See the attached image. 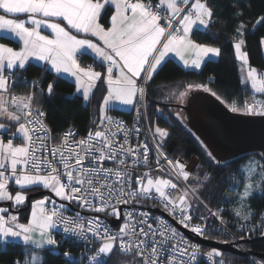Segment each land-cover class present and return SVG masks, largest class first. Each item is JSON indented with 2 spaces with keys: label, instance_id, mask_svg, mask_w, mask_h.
Here are the masks:
<instances>
[{
  "label": "snow or ice",
  "instance_id": "snow-or-ice-1",
  "mask_svg": "<svg viewBox=\"0 0 264 264\" xmlns=\"http://www.w3.org/2000/svg\"><path fill=\"white\" fill-rule=\"evenodd\" d=\"M241 2L234 0L232 4L231 18L238 23L230 40L241 64L242 82L250 83L255 93L264 94V70L251 66L246 50V33L264 25V15L258 16L249 29L245 9L239 7ZM109 8L112 12L106 27L101 20ZM0 13V40L21 44L17 50L0 42V202H11L9 207L0 206V248L19 244L26 254L25 259L14 260L13 264H45L44 252L63 257L66 264H108L116 250L129 255L130 264H199L202 255L213 264H225L220 251L202 253L200 245L189 242L168 221L136 207L142 201L155 200L169 216L200 236L208 230V217H214L221 225L218 231L233 236L221 215L225 209L212 211L201 198L200 193L211 183V174L201 173L198 163L190 169L187 162L170 158L163 151L169 129L149 120L144 111L149 83L162 70L169 53L175 52L185 66L197 69L207 58L220 56L221 47L191 38L194 29L203 28L216 39L217 34L211 32L220 22L216 0H0ZM21 16L24 18H18ZM43 29H50L51 34H42ZM259 42L264 49V36ZM189 51L195 56L191 61L185 59ZM89 55L95 67L82 66L78 59ZM31 59L49 65L45 71L72 77V98L81 97L85 105L91 103L98 85L106 86L98 118L92 121L94 128L87 130L86 136L77 139L78 133L70 127L53 146L55 138L44 122L41 97H52L54 83L41 87L42 80H21L22 70ZM20 84L32 90L14 94L13 89ZM195 87L220 98L207 86ZM192 88L189 84L168 98L183 103ZM122 106L135 109L136 123L144 128L143 138L141 127L129 128L124 121L108 115L109 110ZM228 107L233 113L264 116V99L255 96L242 107L235 102ZM155 112L172 127V117L187 127L181 112L165 116L158 105ZM192 135L210 166H229L199 135ZM17 140L21 143H14ZM150 145L155 149L154 159H150ZM258 156L264 161V153ZM106 162L112 166L105 167ZM140 167L148 171L135 175ZM257 168L255 175L260 181L255 186L264 194L260 189L264 163ZM153 171L164 175L153 177ZM247 175H252L251 169ZM36 187L48 190L60 202L49 195L31 201L30 218L22 223L19 210L29 202L28 192ZM253 188L254 182L249 179L234 209V226L243 233L239 240L256 233L264 236V212H255L246 203ZM73 205L93 215H82ZM201 207L206 215L200 214ZM69 211L73 215H66ZM194 216L200 223H192ZM109 218L123 222L113 230ZM56 232L63 234L59 241ZM66 242H82L85 251L79 255L69 249L61 252ZM252 264H264V260Z\"/></svg>",
  "mask_w": 264,
  "mask_h": 264
},
{
  "label": "trees",
  "instance_id": "trees-1",
  "mask_svg": "<svg viewBox=\"0 0 264 264\" xmlns=\"http://www.w3.org/2000/svg\"><path fill=\"white\" fill-rule=\"evenodd\" d=\"M216 3L221 10L220 22L211 28V32L217 34L216 39H212L203 28L194 29L192 38L199 43L221 47L220 56L206 59L198 70L185 68L176 59L168 58L164 62L162 70L149 83L146 104L147 118L158 122L161 127L169 129L170 137L166 139L163 149L172 159L182 158L188 162L193 157H196V163L200 165L199 171L211 174V183L208 185L206 191L200 193L201 198L211 209L217 210L223 206L226 207L221 215L226 221L228 228L239 238L243 233L234 226L236 220L234 209L238 206V196L245 184L241 165L249 160H254L258 164L264 163V161H260L258 156L261 153L252 152L238 156L228 161L229 166L227 168H217L215 165L210 166L195 141L192 135L193 132L188 127L182 126L181 122L172 117V114L176 112V107L172 104L181 102L175 98H168L170 93L174 94L184 91L188 88L189 84L193 85V88H196V85L207 86L216 92L217 96L227 106L235 102L238 107H242L246 99L253 96L250 88L242 82L240 62L234 55L230 40L233 35L234 26L238 23V21L231 18L234 0H216ZM239 7L245 9V17L249 29L255 24L258 16L264 15V0H242ZM111 12L112 9L109 8L104 13V19L101 20V23H104L106 27L109 26L107 19ZM261 36H264V25L257 26L255 30L247 32L246 50L249 53L251 66L264 70V49L261 48L259 42ZM1 41L9 43L10 46L18 47L16 41ZM46 68L43 65L31 62L26 65V70H22V76H27L28 80H42L41 87H45L49 82L54 83L52 97L46 94L41 97L43 101L41 110L46 112L48 125L56 134L61 133L69 126H73L80 135H86L87 130L94 128L92 121L98 118V107L102 101V96L106 94V86L98 85V88L93 90L94 96L91 103L85 105L81 97L72 98L75 92V84L71 79L56 74L53 71H45ZM17 75H20V72H17ZM31 90L29 86L24 84H20L13 89L14 92L23 93ZM254 96L258 99H264V94ZM157 105L164 109L165 116L172 117L171 123L174 127L170 126L163 117L157 115L155 112ZM111 111L126 118L131 114V112L120 109H113ZM183 124L186 125L184 122ZM195 173L196 170L193 169V175ZM234 176L236 177L235 181L239 182L238 184L232 179ZM188 183H191V181ZM193 186H195L194 183ZM234 187L236 191L232 190ZM41 189L43 188L36 187L28 193L37 192ZM260 189H264V182L260 183ZM10 190L14 192V186L10 185ZM246 203L250 204L252 210L255 212H263L264 194H261V191L254 192ZM28 218H30V209L20 213L21 221L27 222ZM207 223L209 225L206 231L208 239L221 243H224V241L233 243L229 235L223 231H218L221 229V226L214 219L208 218ZM255 235H259V233ZM255 235L243 239L248 240L244 246L253 253H264V240L250 241L255 238ZM64 248L65 246L62 245L60 251L63 252ZM70 249L75 251L74 247H70ZM43 255L45 257V264H66L63 257L59 255H53L49 252H44ZM222 255L234 261L235 264H251L248 256L225 251H222ZM25 258L26 254L23 253L19 244L9 245L7 249H0V264H13L14 260L19 259L22 261ZM131 259L129 255L121 254L116 250L108 259V264H130ZM199 264L208 263L204 259L199 258Z\"/></svg>",
  "mask_w": 264,
  "mask_h": 264
},
{
  "label": "water",
  "instance_id": "water-1",
  "mask_svg": "<svg viewBox=\"0 0 264 264\" xmlns=\"http://www.w3.org/2000/svg\"><path fill=\"white\" fill-rule=\"evenodd\" d=\"M172 105L181 110L184 117L183 122L187 127L193 133L199 135L209 145L210 149H214V154L218 153L219 157H223L229 161L252 152L264 153V116L233 113L220 98L217 99L209 92L204 91L203 88L189 90L183 103ZM46 194L51 193L44 189L30 193L29 202L19 212L21 213L30 209L32 198ZM10 204L11 202H5L1 203L0 206L9 207ZM155 212L169 217L159 209H156ZM118 223L119 221H114L113 225L116 226ZM177 227L183 230L193 241L206 247L242 256H246L248 252H251L255 257L264 259V253H253L249 250L244 251L234 242L232 244L221 243L192 236L186 229L181 228L179 225ZM258 240H264V236L259 234L250 241ZM246 242L248 240H240L242 244Z\"/></svg>",
  "mask_w": 264,
  "mask_h": 264
},
{
  "label": "built area",
  "instance_id": "built-area-1",
  "mask_svg": "<svg viewBox=\"0 0 264 264\" xmlns=\"http://www.w3.org/2000/svg\"><path fill=\"white\" fill-rule=\"evenodd\" d=\"M78 59H80V61L83 63V66H86V65H88V64H93L94 67L96 66V65L94 64V62H93V59L85 60L84 57H78ZM97 68H98V67H97ZM21 80H28V78H27V76L24 75V76L21 77ZM29 81H30V80H29ZM14 94H17V95H23V94H26V93H23V92H14ZM256 98H257V97H256ZM249 99H250V98H248V99H246V100H249ZM257 99H258V98H257ZM43 111H44V110H43ZM144 111H145V114H146V116H147V106H146V109H144ZM108 115L111 116V117H113L114 119L124 121V123L126 124V126L129 127V128H133V127H141V125H138V124L136 123V111H135V109L132 110V112H131V114H130V116H129L128 118H126V117H121V116L117 115L116 113H114V112L111 111V110L108 111ZM44 122L46 123V125H47L48 127H50V126L48 125L47 121H46V117H45V121H44ZM70 127L73 128V129H75L73 126H69V127H67L65 130H63L61 133H59V134H56V133L52 132V135H53V137L55 138V139L53 140V146L59 143V137L62 136L63 133L66 132ZM75 131L77 132L76 129H75ZM143 132H144V128L141 127V133H142L141 138H143ZM77 133H78V132H77ZM84 136H86V135H80V134L78 133V135H77L76 138L79 139V138L84 137ZM4 139L7 140V139H8V136L5 135V136H4ZM131 142H132L133 144H135V143H136V140L133 138V140H132ZM14 143H21V141L17 140V141H14ZM150 148H152V145H150ZM163 151H164V152H165V153L171 158V156H170V155H169L164 149H163ZM154 152H155V149L152 148V153H150V159H154V157H153ZM162 163H163V161H162ZM111 166H112V165H111L110 162H106L105 167H111ZM150 167H154V164H150ZM146 171H148L147 168H144V167L137 168V169L135 170V175H142V174H143L144 172H146ZM150 174H151L153 177H156V176H158V175H160V176H163V175H164V173L159 172V171H153V172H151ZM166 178H167V177H166ZM234 178H236V177L234 176ZM57 202L59 203L60 201L57 200ZM122 207H123V206H122ZM136 207H137V211H147V212H150V213H151L152 215H154V216L162 217L163 219H165L166 221H168L169 225L172 226V227H175V228L178 230V232H179L181 235H183V236H184L189 242L200 245V249H201V252H202V253L206 254L208 251H211V250L215 249V248H204V246H203L202 244L193 241L188 235H186V233H185L183 230H181L180 228H178L177 225H179V226H180L181 228H183V229H186V230L189 232V234L192 235V236L202 237V238H205V239H208V237L206 236V233H205L204 236H200V235H198V234L192 232V231L190 230V228H184L183 225H181V224L178 223V220H177L176 218H174V217H172V216H169L168 213L165 212V211H164V210H163V209H162V208L156 203L155 200L142 201L141 204H140V205H137ZM72 208L75 209V211H79V212H81L82 215H86V216L93 215V213H88V212H86V211L83 210V209H79V208H77L75 205H73ZM221 208L226 209L225 206H223V207H221ZM156 209H159V210L163 211V212L166 213L170 218H169V217H166V216L163 215V214H160V213L155 212ZM211 210H212V211H216V209H211ZM263 212H264V211H263ZM200 214H201V215H206V214H207V213L205 212V209H204L203 207L200 208ZM66 215H73V212H72V211H69V212L66 213ZM102 218H103V215H102ZM208 218H212V219H214V220L219 224V222H218L214 217H208ZM258 219H259V217L256 218V220H258ZM256 220H253V223H255ZM114 221H116V220H114V219H112V218H109L107 222L110 223V225H111V227L113 228V230H117V229H118V226H119L123 221H122V220L119 221L118 225H116V226L113 225V222H114ZM175 223H176L177 225H176ZM192 223H193V224H195V223H200V220H199L198 218H195V216H194V219H193ZM234 223H236V220H235ZM219 225H220V224H219ZM220 226H221V225H220ZM226 226H227V225H226ZM235 227H236V226H235ZM236 228H237V230H240L239 227H236ZM227 229H228V231H230V232L232 233V231L228 228V226H227ZM54 235H55V237H56V239H57L58 241L61 240V239H62V236H63V234H62L61 232H56V233H54ZM230 237H231L232 241H233L234 243L237 244V246H240L244 251L247 250V249L245 248V246H244L242 243H240V240H239L234 234H233V236H230ZM233 237H236L237 239H234ZM63 246H65V248H64L62 251H64L65 249H69L74 255H79L80 252L85 251V247H84V244H83L82 242H78V243H76V244H72V243H67V242H66V243L63 244ZM97 246H98V245H97ZM70 247H74L75 251H73L72 249H70ZM0 249H3V248H0ZM216 250H218V249H216ZM118 251H119V250H118ZM218 251H220V250H218ZM220 252H221V251H220ZM221 253H222V252H221ZM247 256L250 258L251 264H252V261H261V259L255 257V256H252V255L249 256L248 253H247ZM199 258L204 259L208 264H213L212 260H210L209 258H207L206 255H202V256H200ZM223 259L225 260V264H235L234 261L229 260V259H227V258L224 257V256H223Z\"/></svg>",
  "mask_w": 264,
  "mask_h": 264
},
{
  "label": "rangeland",
  "instance_id": "rangeland-1",
  "mask_svg": "<svg viewBox=\"0 0 264 264\" xmlns=\"http://www.w3.org/2000/svg\"><path fill=\"white\" fill-rule=\"evenodd\" d=\"M240 68H241V64H240ZM240 73H241V71H240ZM241 77H242V73H241ZM243 84L246 85V86H248V87L250 88V90H251L253 96H254V95H259L258 93H255L254 90L251 89V85H250V83L245 84V83L243 82ZM201 88H202V87H201ZM175 110H176V112H181V110H180L179 108H177V107L175 108ZM179 159H180L182 162H187L186 160H184V159H182V158H179ZM196 162H197L196 157H193L190 161L187 162V164L189 165V167H190V169H191V168H192V165L195 164ZM257 164H258V163H256V161H254V160H249V161H247V163H243V164L241 165V168H242V171H243V174H244V177H245V183H247V182L249 181V179H251V180L254 182L253 193L259 191V190H257V188H256V186H255V182H259V181H260V177L257 176V175H255V173L259 171V169L257 168ZM242 166H243V167H242ZM250 169L252 170V175H251V176L247 175V173L249 172ZM45 190H46V189H45ZM47 191H48V190H47ZM242 192H243V189L240 191L239 195L242 194ZM13 193H14V192H13ZM46 195L52 196V198L58 200V198H55V197H54V194H46ZM28 196H29V193H28ZM43 196H45V195H43ZM43 196L32 198L31 201H34V200H36V199H42ZM238 201H239V196H238ZM238 206H239V205H238ZM238 206H237V207H238ZM2 207H8V206H2ZM209 208H210V207H209ZM210 209H211V208H210ZM30 213H31V206H30ZM20 222L25 223V222H23V221H21V220H20ZM255 236H257V235H255ZM255 236H254V237H255ZM244 244H245V243H243V245H244ZM203 246H204V245H203ZM204 248H207V247L204 246ZM245 248H246V247H245ZM221 252H222V251H221ZM224 257H225V256H224ZM227 259H228V258H227ZM260 259H261V258H260ZM229 260H230V259H229ZM261 260H263V259H261Z\"/></svg>",
  "mask_w": 264,
  "mask_h": 264
},
{
  "label": "crops",
  "instance_id": "crops-1",
  "mask_svg": "<svg viewBox=\"0 0 264 264\" xmlns=\"http://www.w3.org/2000/svg\"><path fill=\"white\" fill-rule=\"evenodd\" d=\"M0 14H3V13H0ZM18 18H24L23 16H21V17H18ZM42 34H44V35H50L51 34V31H50V29H43L42 30ZM73 34H76L74 31H73ZM192 38V37H191ZM193 39V38H192ZM194 40V39H193ZM0 42H3V41H1L0 40ZM17 43H18V47H13V46H11V47H13V48H15V49H19V47L21 46V44H20V42L19 41H16ZM197 42V41H196ZM197 43H199V42H197ZM10 46V45H9ZM212 46V45H211ZM84 57V59L85 60H89V59H92V57H91V55H89V56H83ZM168 58H174V59H176L183 67H185V68H189V69H195V70H198L197 68H195V67H193V66H185L184 65V63L181 61V59H180V57L175 53V52H171V53H169L168 54V56L165 58V61L168 59ZM195 58V56H194V53H192L191 51H189V52H186L185 53V59H187V60H189V61H191L192 59H194ZM211 58H217V56H212ZM208 59V58H207ZM31 62H34V63H38V64H40V65H43V66H45V67H50L49 65H46L44 62H42V61H37V60H35V59H31L30 61H29V63H31ZM81 62V61H80ZM81 64H82V66H83V63L81 62ZM203 65V64H202ZM201 65V66H202ZM201 68V67H200ZM199 68V69H200ZM97 70L98 71H103V69H101V68H97ZM54 72V71H53ZM59 75H62V76H64V77H67V78H69V79H71L72 81H73V78L72 77H70V76H68L67 74H59ZM114 75H115V73H114ZM14 92V91H13ZM107 94V93H106ZM105 94V95H106ZM118 109H120V110H123V111H127V112H132V110H133V108H130V107H127V106H122V107H120V108H118ZM1 203H5V202H0V204Z\"/></svg>",
  "mask_w": 264,
  "mask_h": 264
},
{
  "label": "bare ground",
  "instance_id": "bare-ground-1",
  "mask_svg": "<svg viewBox=\"0 0 264 264\" xmlns=\"http://www.w3.org/2000/svg\"><path fill=\"white\" fill-rule=\"evenodd\" d=\"M207 248H211V247H207ZM247 249V248H246ZM248 250V249H247ZM247 250H245V251H247ZM248 254H249V256H254L251 252H248ZM247 256V255H246ZM250 259V258H249ZM260 259V258H259Z\"/></svg>",
  "mask_w": 264,
  "mask_h": 264
},
{
  "label": "flooded vegetation",
  "instance_id": "flooded-vegetation-1",
  "mask_svg": "<svg viewBox=\"0 0 264 264\" xmlns=\"http://www.w3.org/2000/svg\"><path fill=\"white\" fill-rule=\"evenodd\" d=\"M34 192H36V191H34ZM26 205H27V203H26ZM26 205H25V206H26ZM25 206H24V207H25Z\"/></svg>",
  "mask_w": 264,
  "mask_h": 264
}]
</instances>
